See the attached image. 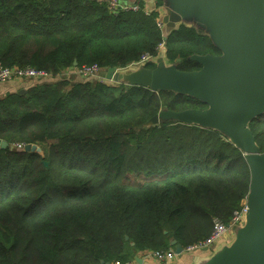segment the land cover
I'll return each instance as SVG.
<instances>
[{"label": "trees", "instance_id": "16d2710c", "mask_svg": "<svg viewBox=\"0 0 264 264\" xmlns=\"http://www.w3.org/2000/svg\"><path fill=\"white\" fill-rule=\"evenodd\" d=\"M162 5L146 12L143 1L135 11L111 10L106 0H0V65L53 77L93 64L107 71L158 56L163 45L170 63L194 71L201 66L190 56L220 54L193 27L164 39ZM71 78L34 80L25 93L0 97V264H127L174 249L172 240L183 248L204 241L215 219L231 220L251 183L240 149L216 130L171 120L138 129L163 109L206 104ZM250 127L264 153V116ZM22 143L41 151L13 146Z\"/></svg>", "mask_w": 264, "mask_h": 264}, {"label": "water", "instance_id": "95a60500", "mask_svg": "<svg viewBox=\"0 0 264 264\" xmlns=\"http://www.w3.org/2000/svg\"><path fill=\"white\" fill-rule=\"evenodd\" d=\"M163 2L160 20L165 39L181 25L193 27L209 37L220 54L192 55L189 59L201 68L182 71L178 69L180 61L170 63L161 51L155 68L140 64L111 69L105 72L106 78L116 85L174 92L206 104L205 109L181 112L163 109L138 129L169 120L199 126L222 133L243 152L251 172L244 221L235 229L232 240L223 242L196 264H264V153L250 127L252 121L264 115V0ZM1 144L3 148L8 146L5 141ZM25 151L40 152L31 145H26ZM45 165L48 167L47 162ZM171 245L181 255L183 246L176 240Z\"/></svg>", "mask_w": 264, "mask_h": 264}, {"label": "built area", "instance_id": "2783aa9c", "mask_svg": "<svg viewBox=\"0 0 264 264\" xmlns=\"http://www.w3.org/2000/svg\"><path fill=\"white\" fill-rule=\"evenodd\" d=\"M108 4L110 6L111 10H116L121 7V9L125 10H139L141 8V2L140 1H135L134 4H132L129 7H122L119 5L118 0H108ZM144 9L146 12H150L152 9L148 7L147 5L144 4ZM163 46H161L162 48ZM151 55H144L141 58V62H148L152 60ZM74 72L70 73L69 71H64L62 74L53 77L51 76L50 72L41 70V69H36L32 67H26V68H17V67H3L0 65V82H6L9 80H37L40 82L44 81H50L53 79H58L62 76L65 77H72V76H82L85 78H96L101 71V68L97 64L93 65H86L78 69H73ZM16 148L19 149H25L26 144H15L13 145ZM247 211V204L241 205V207L238 210H235L232 216V219L229 223H224L220 220L215 221L214 225V231L213 233L204 241H200L195 243L192 246H188L184 248V253L186 254H192L195 253V251H201L204 249L208 250H213L215 247H212L216 243H218L220 240H225L229 241L231 238L234 236L235 229L242 225L245 217V213ZM146 256L155 259L156 261L159 262H169L172 263L176 260L178 255L175 252V249H169L167 251H145ZM114 264H122L119 261H116ZM127 264H136L135 260L128 262Z\"/></svg>", "mask_w": 264, "mask_h": 264}, {"label": "crops", "instance_id": "0c3cea01", "mask_svg": "<svg viewBox=\"0 0 264 264\" xmlns=\"http://www.w3.org/2000/svg\"><path fill=\"white\" fill-rule=\"evenodd\" d=\"M108 1V0H106ZM137 1H142V0H137ZM145 5H147L148 7H150L152 10L155 8V5L157 3V0H153L152 2H146L143 1ZM161 8H159V12H160V17L163 15L160 11ZM161 21V20H160ZM164 27V26H163ZM163 51L162 48L160 49V52ZM70 73H73L74 70H67ZM66 72V71H65ZM103 72H107L106 70H101L100 76L103 77L104 73ZM106 76V74H105ZM78 77L77 75L73 76V78ZM69 79V78H68ZM34 80H11L8 82H4V83H0V97L4 96L6 93L8 92H18L19 90L24 89L25 91L32 87L34 85ZM223 242H228V241H221L217 247H219ZM216 247V248H217ZM213 250H201L200 253H192V254H183L182 256H178L176 258V260L172 263H167V262H159L156 261L153 258L147 257L146 256V252H142V253H138L135 257V262L136 264H196L200 258L209 255ZM136 258H138L136 260Z\"/></svg>", "mask_w": 264, "mask_h": 264}, {"label": "bare ground", "instance_id": "6f19581e", "mask_svg": "<svg viewBox=\"0 0 264 264\" xmlns=\"http://www.w3.org/2000/svg\"><path fill=\"white\" fill-rule=\"evenodd\" d=\"M157 2H158V0H157ZM161 3L162 4H164V2H163V0H161ZM160 26L162 27V29H163V26H164V24L160 21ZM165 39V38H164ZM163 46V45H162ZM145 55H148V54H145ZM144 56V55H143ZM142 56V57H143ZM153 58H152V60H150V61H148V62H141L140 63V61H141V59L138 61V62H135V63H132V64H130V65H128V66H135V65H140V64H147V63H149V62H155V59L157 58V56H152ZM88 66V65H87ZM127 66V67H128ZM126 68V67H125ZM125 68H122V69H125ZM71 70V69H70ZM46 71V70H45ZM100 73H101V71L99 72V74H98V76L95 78V79H98V80H100L101 81V79H103L101 76H100ZM9 81H11V80H9ZM6 82H8V81H6ZM0 83H4V82H0ZM262 116H264V115H262ZM262 116H260V117H262ZM248 196V195H247ZM243 204H247V197L245 198V199H243V201L241 202V205H243ZM238 210V209H237ZM234 213V212H233ZM233 216V215H232ZM232 219V218H231ZM217 219H215L214 220V225H215V221H216ZM219 220V219H218ZM221 221V220H220ZM231 221V220H230ZM229 221V222H230ZM228 222V223H229ZM213 231H214V228H213ZM213 231H212V233H213ZM211 233V234H212ZM221 241H225V240H220L218 243H216L215 245H213L212 247H217V245L221 242ZM192 245H194V244H192ZM192 245H190V246H192ZM214 248V249H215ZM175 249V248H174ZM213 249V250H214ZM196 252V251H195ZM183 254H186V253H184V248H183V251H182V253H181V255H178V256H182Z\"/></svg>", "mask_w": 264, "mask_h": 264}, {"label": "rangeland", "instance_id": "374dc122", "mask_svg": "<svg viewBox=\"0 0 264 264\" xmlns=\"http://www.w3.org/2000/svg\"><path fill=\"white\" fill-rule=\"evenodd\" d=\"M118 3H119V5L120 6H122V7H129V6H131L132 4H134L135 3V0H118ZM163 30V29H162ZM163 48V47H162ZM104 73V75H103V79H101V81H103V82H105V83H107L108 85H112V84H114L115 82L113 81V80H110V79H108V78H106V76H105V72H103ZM73 77V76H72ZM69 79H71L72 80V78L71 77H68ZM119 86V85H118ZM161 112V111H160ZM39 149V151H41V148L40 147H37V150ZM230 240H232V238L230 239ZM229 240V241H230ZM201 251H196V253H200Z\"/></svg>", "mask_w": 264, "mask_h": 264}]
</instances>
